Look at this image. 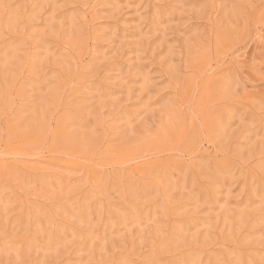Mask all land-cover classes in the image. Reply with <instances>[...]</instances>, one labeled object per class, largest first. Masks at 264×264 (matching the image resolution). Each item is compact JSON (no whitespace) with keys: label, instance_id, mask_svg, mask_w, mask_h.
<instances>
[{"label":"rangeland","instance_id":"obj_1","mask_svg":"<svg viewBox=\"0 0 264 264\" xmlns=\"http://www.w3.org/2000/svg\"><path fill=\"white\" fill-rule=\"evenodd\" d=\"M0 264H264V0H0Z\"/></svg>","mask_w":264,"mask_h":264}]
</instances>
